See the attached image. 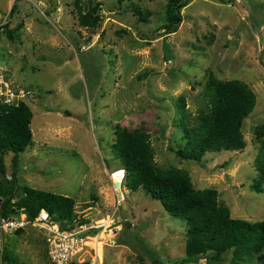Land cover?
Here are the masks:
<instances>
[{
  "label": "rangeland",
  "instance_id": "obj_1",
  "mask_svg": "<svg viewBox=\"0 0 264 264\" xmlns=\"http://www.w3.org/2000/svg\"><path fill=\"white\" fill-rule=\"evenodd\" d=\"M98 1L101 25L90 30L79 25L75 0H0V70L41 94L28 102L34 144L19 157L20 183L71 196L89 224L104 222L86 233L97 249L105 231L96 264H206L204 255L205 263L186 256V221L143 188L131 191L123 182L115 188L125 174L115 170L122 166L112 150L115 126L149 133L158 165L185 168L196 189L216 188L233 217L263 220L264 191L253 184L255 128L264 123V0H192L170 35L160 29L168 0ZM137 9L148 15L145 21ZM210 74L245 81L256 93L257 106L243 125L247 145L208 152L201 162L183 160L171 150L180 141L177 99L184 95L195 116ZM13 160L9 153V177ZM5 249L10 264H50L38 227L6 232ZM94 256L89 247L72 262Z\"/></svg>",
  "mask_w": 264,
  "mask_h": 264
},
{
  "label": "trees",
  "instance_id": "obj_2",
  "mask_svg": "<svg viewBox=\"0 0 264 264\" xmlns=\"http://www.w3.org/2000/svg\"><path fill=\"white\" fill-rule=\"evenodd\" d=\"M191 1L168 0L165 20L160 27L165 35L178 30L184 20L182 11ZM102 4L98 0H75L79 25L97 30L102 20ZM15 9L16 4L12 6L9 15L14 14ZM135 12L140 20H146L148 15L144 11L137 9ZM22 25L23 23H19L17 27ZM4 28L14 32L8 23ZM204 98V105L195 116L187 108L184 95L177 99L175 126L179 131L180 141L171 150L183 160L197 162H201L208 152L244 150L247 145L243 132L244 121L257 106L254 90L245 81L221 80L210 74ZM33 117V110L27 103L18 106L0 104L2 215L12 216L24 212L32 219L45 209L62 229L88 223V219L78 214L75 198L20 183L19 157L34 144L31 127ZM115 136L112 150L122 165L115 170H124L125 186L131 191L143 188L152 198L159 200L170 215L186 221V256L189 261H197L199 256L204 255L208 259L206 264H220L229 253L232 254L230 264H245L246 259H256L264 264V219L251 222L235 218L231 215L230 208L220 203V193L216 188L196 189L185 168H161L155 160L156 150L149 133L130 130L117 124ZM255 140L258 145L254 161L257 177L253 189L263 192L264 123L256 126ZM9 153L14 154L11 177L6 164ZM10 261L11 257L4 249L3 262L10 264Z\"/></svg>",
  "mask_w": 264,
  "mask_h": 264
},
{
  "label": "built area",
  "instance_id": "obj_3",
  "mask_svg": "<svg viewBox=\"0 0 264 264\" xmlns=\"http://www.w3.org/2000/svg\"><path fill=\"white\" fill-rule=\"evenodd\" d=\"M38 96L36 90L11 82L8 73L0 70V104L14 106L21 103L28 104L29 101H35ZM28 226L38 227L44 233L50 264H73L74 258L81 256L89 247L95 252L89 264L98 262L96 248L93 247L92 241H89L93 238L86 233L105 227L104 222L98 225L84 223L75 228L62 229L45 209L30 219L24 212L19 213L18 216H4L0 208V264H4L5 233L25 229ZM198 260L200 263H205L206 258L201 257Z\"/></svg>",
  "mask_w": 264,
  "mask_h": 264
},
{
  "label": "bare ground",
  "instance_id": "obj_4",
  "mask_svg": "<svg viewBox=\"0 0 264 264\" xmlns=\"http://www.w3.org/2000/svg\"><path fill=\"white\" fill-rule=\"evenodd\" d=\"M104 225H105V224H104ZM105 226H106V225H105ZM104 233H105V231H103V232L101 233L100 237L98 238V240H97V242H96V245H97V249H96V251H97V254H98V257H99V261H100V262L102 261L103 251H104V249H103V245L105 244V243H103V241L101 240V239H103V238L105 237Z\"/></svg>",
  "mask_w": 264,
  "mask_h": 264
},
{
  "label": "water",
  "instance_id": "obj_5",
  "mask_svg": "<svg viewBox=\"0 0 264 264\" xmlns=\"http://www.w3.org/2000/svg\"><path fill=\"white\" fill-rule=\"evenodd\" d=\"M123 178L117 177L116 180L114 181V185L116 189H120L122 186ZM1 204V201H0Z\"/></svg>",
  "mask_w": 264,
  "mask_h": 264
}]
</instances>
